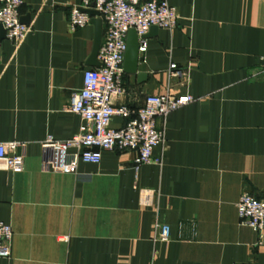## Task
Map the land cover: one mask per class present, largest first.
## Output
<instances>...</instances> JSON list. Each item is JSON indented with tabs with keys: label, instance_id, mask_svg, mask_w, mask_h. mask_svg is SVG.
<instances>
[{
	"label": "crops",
	"instance_id": "0c3cea01",
	"mask_svg": "<svg viewBox=\"0 0 264 264\" xmlns=\"http://www.w3.org/2000/svg\"><path fill=\"white\" fill-rule=\"evenodd\" d=\"M22 1L28 33L18 44L0 38V143H25L23 170L0 169V222L12 228L0 264H264V233L236 211L242 193L264 196V0H167L176 27L144 34L137 72L123 68L124 93L112 98L137 109L149 94L192 96L157 120L161 163L136 170V151L106 150L76 173L41 171L42 143L79 132L83 120L66 107L96 67L95 28L70 29L80 0ZM140 188L159 191L152 207L139 205Z\"/></svg>",
	"mask_w": 264,
	"mask_h": 264
},
{
	"label": "built area",
	"instance_id": "2783aa9c",
	"mask_svg": "<svg viewBox=\"0 0 264 264\" xmlns=\"http://www.w3.org/2000/svg\"><path fill=\"white\" fill-rule=\"evenodd\" d=\"M22 0H0V27L4 36L14 44L20 43L28 33V26L20 20ZM85 9L98 12L103 26L102 41L97 52L99 66L83 71L82 87L70 95L66 109L83 120L79 132L66 140L47 137L42 143L50 154L41 160L43 172L76 173L79 162L99 163L102 151L132 150L137 156L135 169L150 162L161 163L153 157V150L164 144L165 131L157 127L158 118L191 102L190 95L149 94L141 107L133 109L126 105L115 106L114 96L124 93L120 76L123 72L126 35L134 29L138 37L151 26L162 29L176 27V8L167 0H80L70 9L68 24L72 31L90 23L92 16ZM147 43L140 38L138 52H145ZM170 75L183 78L185 73L176 64L169 65ZM127 119L118 128L111 125L112 118ZM25 143L10 141L0 143V169L19 173L24 168V155L18 152ZM159 196L157 189L140 188L138 202L141 207H152ZM238 222L258 233H264V196L256 197L247 192L236 202ZM156 238L166 241L169 226L155 221ZM12 228L0 222V258L10 256Z\"/></svg>",
	"mask_w": 264,
	"mask_h": 264
},
{
	"label": "water",
	"instance_id": "95a60500",
	"mask_svg": "<svg viewBox=\"0 0 264 264\" xmlns=\"http://www.w3.org/2000/svg\"><path fill=\"white\" fill-rule=\"evenodd\" d=\"M86 12H88L92 18L90 20V23L94 25L95 28V35H94V44H93V50L92 54L89 60V64L92 66H99L100 63L97 59V52L101 43V36H102V28H101V20L100 18L96 17L98 15V12L93 9H85ZM28 18V15L24 17H20L21 22H26ZM150 30H156L158 27L151 26L149 28ZM4 36V30L2 27H0V38ZM144 36V35H143ZM143 36L138 37L134 29H130L127 32L126 35V51L124 54V61H123V68L124 71L128 73H136L137 67H138V61H139V52H138V46H139V39ZM139 77H144V74H139Z\"/></svg>",
	"mask_w": 264,
	"mask_h": 264
}]
</instances>
